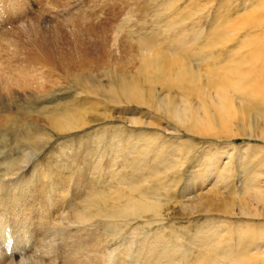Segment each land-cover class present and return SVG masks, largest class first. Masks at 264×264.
Returning a JSON list of instances; mask_svg holds the SVG:
<instances>
[{"label":"rangeland","instance_id":"374dc122","mask_svg":"<svg viewBox=\"0 0 264 264\" xmlns=\"http://www.w3.org/2000/svg\"><path fill=\"white\" fill-rule=\"evenodd\" d=\"M262 2L0 0L4 5L3 12L9 10L11 14L0 31V191L7 183L4 180L25 166L12 179L18 182L16 194L20 200L26 198L22 210L34 222L30 229V246L36 244L38 249L41 246L47 251L48 244L52 247L55 244L54 249L59 252L63 246L55 236L47 235L46 243L38 241V226L49 223L48 212L52 208L44 198L46 187L44 192L39 190V179L42 183L56 179V188L65 185V192H59L57 198H53L57 203L59 198L68 200L70 196L66 194L73 191V184H67V178L73 181L82 178L81 182L89 187L85 188L89 194L85 195L87 200L95 199L100 204L95 210L96 202H90L94 204L91 214L99 234L95 244L110 255V264L127 261L126 264H264V138L256 137L254 133L247 136L241 129L245 122H257L258 116L251 108L236 110L234 118L227 119L219 113L205 121L202 117L207 115L205 108H195L203 97L201 86L206 67L200 58L207 44L223 52L221 55L217 51L220 55L218 67L226 66L229 61L230 67L237 68L234 74L237 77L231 79L245 83L246 90L257 92L258 99L264 101V52L258 54L259 49H255L256 46L264 47ZM227 20L231 22L227 23ZM253 21L258 24L254 26ZM236 27L243 28L238 37L234 32ZM156 52L165 59L176 57L184 66H191L189 76L192 74L198 81L201 79L192 88L193 92H187L185 86L175 85L170 90L165 87L167 83L148 84L149 78L140 73L142 58ZM237 53L242 55L237 56ZM234 58L237 63L232 62ZM221 60L228 61L223 65ZM193 66L198 68L193 70ZM242 72L244 74L239 76ZM161 97H164V103L160 101ZM185 101H188L187 106ZM175 107L181 112L173 110ZM186 107L187 111L184 110ZM62 118L65 120L61 121ZM72 119L81 121L76 126ZM51 121L57 128L50 125ZM80 122L81 125L84 123L83 128L79 127ZM66 123L74 124L70 129L63 127ZM33 139L34 145L38 144L37 152L30 148ZM24 148H28L26 151L34 157L19 165L26 155ZM224 163L229 167H223ZM210 168L217 173H212ZM227 172H230L229 176ZM28 178L33 180L21 195L19 192L25 188ZM244 184L249 187L248 192ZM8 189L5 187L0 192L1 200ZM89 190L91 197L95 195L93 199ZM142 190L143 196L139 194ZM81 191L84 189L80 188ZM258 193L263 196L258 198ZM104 196L107 202L114 200L111 201L114 204L109 202L112 206L117 205L113 206L114 211H110L113 207L102 200ZM108 213L112 216L111 222L108 220L111 224L106 220L109 216L105 217ZM104 222L107 226L102 224ZM50 237L55 239L54 242L52 239V243L47 242ZM155 250L156 253L164 251L160 254L166 260L158 253L157 258L153 253ZM147 252L151 253L148 255ZM45 256L41 257L48 262V255ZM172 256L174 260H171ZM10 258L8 261L12 262L19 259L13 254Z\"/></svg>","mask_w":264,"mask_h":264},{"label":"bare ground","instance_id":"6f19581e","mask_svg":"<svg viewBox=\"0 0 264 264\" xmlns=\"http://www.w3.org/2000/svg\"><path fill=\"white\" fill-rule=\"evenodd\" d=\"M264 1V0H263ZM249 3V2H248ZM246 4V5H248L249 6V4ZM262 3H264V2H262ZM262 3H261V5H262ZM258 4H259V2H258ZM251 5H254V3H251ZM244 6V5H243ZM257 6V5H256ZM242 7V6H241ZM247 6H245V8H246ZM254 7V6H253ZM252 7V8H253ZM261 7V6H260ZM244 8V7H243ZM242 8V9H243ZM256 9H258L257 7H255ZM247 9V8H246ZM242 11H244V10H242ZM251 11H254V9L253 10H251ZM256 11V10H255ZM258 11L260 12V9H258ZM261 11H263V9L261 10ZM258 12V13H259ZM264 12V11H263ZM253 13V12H252ZM251 13V14H252ZM256 13H257V11H256ZM235 14V13H234ZM250 14V15H251ZM89 15V14H88ZM253 15H254V13H253ZM246 16V15H245ZM258 16H259V14H258ZM239 17H241V16H239ZM250 17H252V16H250ZM260 18V20H261V15L259 16ZM227 19V18H226ZM238 19H240V18H238ZM258 19V20H259ZM233 20V19H232ZM244 20V19H243ZM254 20V19H253ZM247 21V20H246ZM230 23L231 21H228L227 20V23ZM233 22V21H232ZM235 22V21H234ZM232 23V25L233 26H235V24L236 23ZM238 23H239V21H237ZM242 21L240 20V23H241ZM244 22V21H243ZM254 23H255V21H253ZM257 24H258V22H256ZM256 23L254 24V26L256 25ZM263 23V22H262ZM243 23H241V24H239V26H241ZM250 24V23H249ZM216 25V24H215ZM227 25V24H226ZM247 25V24H246ZM259 25H261V23H259ZM223 26V25H222ZM237 27H238V25H237ZM236 27V28H237ZM243 27V26H242ZM237 28V29H233L234 30V32H236L238 35H237V37L239 36V31H241V30H243V28L245 27H243V28ZM258 27H260V26H258ZM262 27V26H261ZM216 28H217V26H216ZM226 28V27H225ZM231 28H234V27H232L231 26ZM229 29V28H228ZM258 30V29H257ZM259 30H261V29H259ZM216 31V30H215ZM231 31V30H230ZM245 32V31H244ZM261 32H262V30H261ZM230 33V32H229ZM233 33V32H232ZM232 33H230V35H233ZM264 33V32H263ZM219 35V34H218ZM224 35V34H223ZM228 35V34H227ZM263 35V34H262ZM225 36V35H224ZM221 37V36H220ZM228 36H226V38H227ZM234 37V36H233ZM225 38V37H224ZM262 39V38H261ZM261 39H258V41L259 40H261ZM229 40V39H228ZM237 40V39H236ZM263 41H264V39H262ZM263 41H261V42H263ZM261 42H260V44H261ZM240 43V42H239ZM257 43V42H256ZM242 45V44H241ZM189 46V45H188ZM242 47H244L243 45H242ZM183 49V48H182ZM187 49V48H186ZM256 50L257 49H259L258 51H256L258 54H260V52L261 51H263L264 52V47H260V48H257V46H256V48H255ZM254 50V49H253ZM152 51V50H151ZM178 52H179V50H177ZM217 51L218 50H214V48H212V46L211 45H208L207 44V48H206V50L203 52V54L201 55V57L202 58H200L201 59V61H202V64H204L205 66L204 67H206V72H205V74H204V78H202V79H204V81H203V84H202V90H203V97L201 98V100L198 102V103H196V107L195 108H199L200 106L202 107V108H205L204 110L207 112V115H205V114H203V118H204V120L205 121H207V119L208 118H213V117H215V114H222V116H226L225 118H227V119H229V118H234V115H236L235 114V111L236 110H238V111H241L242 109H244V110H249V109H251V108H253L254 110H255V113L257 114V118L256 119H258V121L257 122H254V124L252 123H250V122H245L244 124H243V128H241L243 131H244V133L247 135V136H251L252 135V133H254V134H256L255 136L257 137H259V138H264V101H263V99H258V97H257V92H254V91H251V90H246V88H245V83H244V85L241 83V81L240 80H235V79H231L232 78V76H234V74L236 73V69H234V68H232V67H230L229 65H228V63H229V59L227 60L228 61V63L226 64V66L224 65V63L225 62H227V61H222L223 62V65L224 66H222V67H218V64L220 63V59H218L219 57H220V55L219 54H217ZM245 51V48H244V50H243V52ZM150 52V51H149ZM221 52V55L223 54V52H222V50H219L218 51V53H220ZM148 53V52H147ZM242 53V52H241ZM173 54V53H172ZM196 54V53H195ZM243 54V53H242ZM241 54V55H242ZM237 56H241L240 54L238 55V53L236 54ZM249 56L251 55V54H248ZM235 56V55H234ZM252 56H256L257 57V55H252ZM248 57V56H247ZM260 57V56H259ZM261 57H262V55H261ZM185 58V57H184ZM183 58V59H184ZM238 58V57H237ZM237 58L235 59L234 58V61H232V62H236L237 63ZM253 58V57H252ZM258 58V57H257ZM49 59V58H48ZM182 59V58H181ZM197 59V58H196ZM227 59V58H226ZM243 59V58H242ZM251 59V58H250ZM47 61V59L44 57V61ZM51 59H49L48 61H50ZM191 60V59H190ZM252 60V59H251ZM256 60V59H255ZM258 60V59H257ZM186 61V60H185ZM188 61V60H187ZM198 61V60H197ZM246 61V56H245V60H244V62ZM249 61V60H248ZM51 62V61H50ZM189 62V61H188ZM191 62V61H190ZM194 62V61H193ZM231 62V61H230ZM240 62H243V61H241V59H240ZM252 62V61H251ZM258 64V67H259V62H257ZM189 65H190V63H188ZM187 64V65H188ZM193 63H191V65H192ZM199 64V63H198ZM201 64V65H202ZM227 65H228V67H227ZM263 65V64H262ZM191 66H184L183 64H182V62L181 61H179L178 60V58H172V59H165V57L164 56H162V55H160L159 53L157 54V52L156 53H150V54H148V56H145L144 58H142V63H141V67H140V73L142 74V75H145V76H147L149 79H148V81H149V83L148 84H150V85H157V84H162L163 85V83H167V85L165 86L166 88H171L170 90H172V88L173 87H175V85L176 86H185V90L187 91V92H193V89L192 88H194V87H196L197 86V78H195L194 76H192V74L189 76V74H190V72H191V68H190ZM196 67L197 66H193V70H195L196 69ZM203 67V68H204ZM198 68V67H197ZM260 68H262V66H260ZM205 69V68H204ZM174 71V72H172V71ZM201 70V69H200ZM202 71V70H201ZM205 71V70H204ZM246 71V70H245ZM195 72V71H194ZM197 72V71H196ZM199 72V71H198ZM172 73H175V74H172ZM192 73V72H191ZM199 73H201V72H199ZM251 73V72H250ZM244 74V72H242V73H239V76H242ZM202 75H203V72H202ZM198 76H200V75H198ZM247 76H249V75H247ZM234 77H237V76H234ZM252 78V77H251ZM261 78V77H260ZM244 80V79H243ZM250 80V79H249ZM259 80H261V79H259ZM75 81V80H74ZM78 81V80H77ZM248 81V80H247ZM252 81V80H251ZM199 83L201 82V79L198 81ZM253 82V81H252ZM262 83V82H261ZM263 84V83H262ZM161 85V86H162ZM249 85H251L250 83H249ZM257 85H260L261 86V84H257ZM157 86H159V85H157ZM252 86V85H251ZM257 87V86H256ZM163 88V87H162ZM252 88V87H251ZM257 88H259V87H257ZM256 88V89H257ZM250 89V88H249ZM261 89V88H260ZM253 90V89H252ZM136 92V91H135ZM145 92V91H144ZM162 92V91H161ZM260 92V91H259ZM263 92H264V90H263ZM146 93V92H145ZM264 95V94H263ZM163 96V95H162ZM165 96V95H164ZM163 98L164 97H161V99H160V101H162L163 103H164V100H163ZM198 99H200V97L198 98ZM169 103V102H168ZM166 104V103H165ZM185 106H187L188 105V101L186 102L185 101ZM192 104V103H191ZM194 104V103H193ZM161 106V105H160ZM164 106V105H163ZM180 106H183V105H180ZM180 108L178 107H175V109H173V110H175L176 112H181V109L179 110ZM184 110H186L187 111V107L184 109ZM183 110V111H184ZM174 111V112H175ZM182 111V112H183ZM243 113V112H242ZM252 113V112H251ZM247 114V113H246ZM60 115V114H59ZM67 116V115H66ZM59 118H60V116H58ZM61 117H64V116H61ZM69 117H71V115L69 116ZM75 117H77V116H75ZM80 117V116H79ZM78 117V118H79ZM177 117V116H176ZM250 117V116H249ZM248 117V118H249ZM67 118V117H66ZM72 118V117H71ZM81 118H84V117H81ZM178 118V117H177ZM245 118V117H244ZM251 118V117H250ZM255 118V117H254ZM63 119V118H62ZM223 119V118H222ZM221 119V120H222ZM236 119V118H235ZM57 120V119H56ZM65 119H63V120H61V121H64ZM73 120H75V119H72V121L71 122H73ZM176 120V119H175ZM220 120V121H221ZM241 120H242V118H241ZM250 120V119H249ZM252 120V119H251ZM250 120V121H251ZM76 121V126H78L77 125V122L79 123V121H81L80 119H79V121L78 120H75ZM227 121V120H226ZM52 122V121H51ZM57 122H60V121H57ZM66 122H68L67 120H66ZM84 122H85V119H84ZM228 122V121H227ZM226 123V122H225ZM50 124V123H49ZM71 124H74V123H66V124H63V127L64 128H69L70 127V129H71ZM84 124V123H83ZM82 124V125H83ZM222 124H224V123H222ZM53 128H57L56 127V124H54L53 122L50 124ZM82 125H81V122H80V125H79V127H82ZM59 126V125H58ZM62 126V125H61ZM73 127H75V126H73ZM73 127H72V129H73ZM84 127V126H83ZM82 127V128H83ZM226 127V126H225ZM241 127V126H240ZM64 128H62L61 127V129H64ZM77 128V127H76ZM75 128V129H76ZM228 128V127H227ZM77 129H81V128H77ZM38 130V129H37ZM44 130V129H43ZM59 129H57V131H58ZM68 130V129H67ZM221 130V129H220ZM72 131V130H71ZM226 131V130H225ZM224 131V132H225ZM42 132V131H41ZM68 132V131H67ZM222 132V131H221ZM40 133V132H39ZM47 133V132H46ZM60 133V132H59ZM63 133V132H62ZM65 133V132H64ZM242 134V133H241ZM241 134H239V135H241ZM251 134V135H250ZM253 134V135H254ZM39 135V134H38ZM45 135V134H44ZM244 135V134H243ZM224 136V135H223ZM47 136L45 135V138H46ZM245 137V136H244ZM223 138V137H222ZM250 138V137H249ZM252 138H253V136H252ZM43 139V138H42ZM34 140L35 139H33V145L31 146V144H30V148H33L36 152L37 151H39V149H38V144H36V145H34ZM39 140H40V138H39ZM95 140V139H94ZM98 140H99V138H98ZM227 140V139H226ZM97 141V140H96ZM228 141V140H227ZM29 142V141H28ZM40 143H41V141H39ZM229 142H231V141H229ZM38 143V142H37ZM44 143V142H43ZM45 144V143H44ZM222 144V143H221ZM227 144V143H226ZM45 146V145H44ZM42 147V146H41ZM40 147V148H41ZM233 147V146H232ZM29 148V149H30ZM249 148V147H248ZM25 150H23L24 152L28 149H26V148H24ZM89 149V148H88ZM233 149H234V147H233ZM260 148H258V150H259ZM236 150V149H235ZM244 150H246V149H244ZM261 150V152H262V149H260ZM248 151H249V153H250V149L248 150L247 149V153H248ZM252 151H254L253 149H252ZM251 151V152H252ZM87 152V151H86ZM89 152V151H88ZM128 152V151H127ZM244 152V151H243ZM256 152V151H255ZM40 153V152H39ZM90 153V152H89ZM229 152H227V154H228ZM256 153H258V152H256ZM26 155H24L23 156V160H21V163L19 162V165L20 164H26V163H28L29 162V160L30 159H32L34 156H32V155H30L27 151H26V153H25ZM91 154V153H90ZM95 154V153H94ZM253 154H254V152H253ZM259 154V153H258ZM261 154V153H260ZM91 155H93V154H91ZM105 155V154H104ZM103 155V156H104ZM22 156V155H21ZM30 156V157H29ZM95 156V155H94ZM254 156H256V154H254ZM259 156V155H258ZM27 157H29V158H27ZM38 157V156H37ZM97 157V156H96ZM98 157H100L99 155H98ZM36 158V157H35ZM209 158V157H208ZM25 159V160H24ZM211 159V158H210ZM70 160V159H69ZM115 160V159H114ZM97 161V160H96ZM110 161V160H109ZM122 161V160H121ZM31 162V161H30ZM100 162V161H99ZM114 162V161H113ZM209 162H212V161H209ZM225 162V161H224ZM226 162H227V160H226ZM229 162V164L231 163V161H228ZM95 163V162H94ZM98 163V162H97ZM96 163V164H97ZM127 163V162H126ZM11 164H12V162H11ZM71 164V163H70ZM128 164H129V162H128ZM134 164V163H133ZM211 164H213V163H211ZM18 165V166H19ZM28 165V164H27ZM63 165V164H62ZM72 166L74 165V164H71ZM110 165V164H109ZM227 165V164H226ZM15 166H17V165H15ZM93 166V165H92ZM92 166H90V167H92ZM207 166H208V164H207ZM214 166V165H213ZM225 166V163L223 164V167ZM94 167V166H93ZM96 167H97V165H96ZM100 167V166H99ZM99 167H97V168H99ZM110 167H111V165H110ZM169 167V166H168ZM223 167H221V169L222 170H224L223 169ZM226 167V166H225ZM227 167H229L228 165H227ZM226 167V168H227ZM24 168H25V166L23 167V168H21V169H19L18 171H16L15 173H11V175H9V177H7V180L5 179L4 181H7V183H5L4 185V187L3 188H5V187H8L9 189V192H7V194L5 195V194H3V196L5 195V197H4V199H2L1 200V198H0V264H57V260H59V262H58V264H110V255L109 254H106L105 252H106V250L103 248V249H101V250H99V248H102V247H97L98 245H96L95 244V237H96V235H97V231H95L96 229H95V225H94V223H93V217H92V214H91V210L94 208V204H97V209H95V210H98V205H100L99 203H97V201H95V199H93L94 198V196L92 195V197H91V193H90V190H89V193H90V197L93 199L92 201L93 202H96V203H94V204H90V202H92L91 201V199L89 198L88 200H87V198H88V196H89V194L88 193H86V191H88V189L86 190L85 188H89L87 185H85V182H81L83 179L82 178H76V181H73L72 179L70 180L69 178H67L68 180L66 181L67 182V184L68 183H71L72 182V184H73V191L72 192H70L69 194H66V196H70L69 198H68V200L65 198V196H64V198H65V200L64 199H62V198H59L58 199V201H57V203L56 202H54V197H56L57 198V193H59V192H62V191H64V187H65V185L63 186V187H59V188H56V179H50L49 181H47L46 183H42L41 181H40V179H39V182H40V191L41 190H43V192H44V188L46 187V191H45V194H44V198H45V200L46 201H48V204L50 203V205L52 206V208L49 210L50 212H48V218H49V223L47 224V225H39L38 226V230H37V232H39V234H40V238L38 239V241H44L45 242V237L48 235V236H52V237H56V238H58L59 239V242H60V244L61 245H63V246H61V248H60V246H59V248L61 249V252H59V250L58 249H54L55 248V246H57V245H55L54 244V247H52V244L50 245V244H48V246H49V248H48V250L46 251H44L43 250V247H42V249H41V246H40V248L38 249V245H36L35 244V246L33 245H31L30 246V243H31V237H30V229L32 228V226L34 225V222H32V220L30 221L29 219H28V217H27V214H26V212L25 211H23L22 210V207L23 206H25L24 204H26L27 202H25L24 200L26 199V198H23V200H20V196H19V194L17 193L16 194V191L17 190H19L18 188L19 187H17L18 186V182H13V179L12 178H14L15 177V175L17 174V173H20V172H22L23 170H24ZM76 168V167H75ZM114 168V167H113ZM205 169H206V166L204 167ZM83 169V168H82ZM208 169V168H207ZM211 169V168H210ZM214 169V168H213ZM96 169L94 168V171H95ZM101 170V169H100ZM225 170H228V169H225ZM102 171H104L103 169H102ZM205 171V170H204ZM210 171H212V169L210 170ZM220 171V170H219ZM229 171V170H228ZM12 172V171H11ZM97 172V171H96ZM221 172V171H220ZM223 172V171H222ZM224 172H226V171H224ZM223 172V173H224ZM44 173V172H43ZM71 173V172H70ZM75 173V172H74ZM80 173V172H79ZM91 173V172H90ZM93 173H95V172H93ZM98 173H100V172H98ZM97 173V175H99ZM103 173V172H102ZM101 173V174H102ZM212 173H214L213 171H212ZM215 173H217V172H215ZM214 173V174H215ZM228 173H230V172H227V174ZM45 174V173H44ZM71 174H73V173H71ZM87 174V173H86ZM142 174V173H141ZM252 174V173H251ZM251 174L249 175V177L251 176ZM7 175V174H6ZM53 175V174H52ZM154 175V174H153ZM217 175V174H216ZM255 175V174H254ZM14 176V177H13ZM21 176V175H20ZM59 176V175H58ZM141 175H139L138 177H140ZM218 176H220V175H218ZM227 176V175H226ZM228 176H229V174H228ZM5 177V176H4ZM30 177V176H29ZM33 177V176H32ZM142 177V176H141ZM140 177V179H142ZM244 177V176H243ZM9 178V179H8ZM19 178V177H18ZM35 178V177H34ZM56 178H58V177H56ZM228 178V177H227ZM247 178V177H246ZM253 178V177H252ZM82 179V180H81ZM137 179V178H136ZM218 179H220V178H218ZM221 179H222V177H221ZM223 179H224V174H223ZM32 180H33V178H31V179H29L28 178V180L26 179V181H25V179L23 180V181H25V188H22L21 189V191L19 192V193H21V195L23 194V192L25 191V190H27V185H29L31 182H32ZM58 180H61V179H59L58 178ZM102 180V179H101ZM111 180V179H110ZM137 180H139V179H137ZM144 180V179H143ZM217 180V179H216ZM245 180V182L247 183H249V184H251L252 186H253V184L252 183H250L247 179H244ZM247 180V181H246ZM250 180H253V179H251L250 178ZM122 181V180H121ZM139 181H141V180H139ZM219 181V180H218ZM261 181V178H260V180H259V182ZM3 182V181H2ZM19 182H21V181H19ZM226 182V181H225ZM254 182V181H253ZM256 182L258 183V181H257V179H256ZM119 183H121V182H119ZM137 183V182H136ZM261 183H263V182H261ZM21 184V183H20ZM35 184H36V182H35ZM38 184V183H37ZM87 184H89V183H87ZM92 184V183H91ZM91 184H89V185H91ZM123 184V183H122ZM138 184V183H137ZM144 184V183H143ZM164 184V183H163ZM256 184V183H255ZM254 184V186H256ZM260 184V183H259ZM23 185V184H22ZM124 185V184H123ZM136 185V184H135ZM245 185V184H244ZM251 185H250V187H251ZM3 186V185H2ZM38 186V185H37ZM141 186H143V185H141ZM246 186V188H247V185H245ZM244 186V187H245ZM249 186V185H248ZM22 187V186H21ZM35 187V186H34ZM93 187V186H92ZM95 187V186H94ZM136 187V186H135ZM139 187V186H138ZM243 187V188H244ZM263 187V186H262ZM3 188H2V190H3ZM69 188V187H68ZM67 188V189H68ZM80 188H83L84 189V192H80ZM249 188V187H248ZM248 188H247V192H248ZM252 188V187H251ZM258 188H259V185H258ZM261 188V187H260ZM1 189V188H0ZM30 189V188H29ZM71 189V190H72ZM94 189V188H93ZM97 189V188H96ZM120 189V188H119ZM139 189V188H138ZM141 189H143V188H140V190ZM245 189V188H244ZM256 189V188H255ZM262 189V188H261ZM264 189V188H263ZM1 190V191H2ZM6 190H7V188H6ZM70 190V189H69ZM254 190V189H253ZM259 190V189H258ZM257 190V191H258ZM0 191V192H1ZM35 191V190H34ZM255 191V190H254ZM254 191H252V193L254 192ZM65 192V191H64ZM117 192V191H116ZM31 193H34V192H31ZM107 193V192H106ZM250 193H251V190H250ZM255 193V192H254ZM42 194V193H41ZM62 194H64V193H62ZM88 195L87 197L85 196V195ZM97 194V193H96ZM137 194V193H136ZM139 194H142V196L144 195V193H143V190H142V193H140V191H139ZM149 194V193H148ZM247 194V193H246ZM259 194L260 193H258V195L256 194V196L259 198V197H262V196H259ZM138 195V194H137ZM107 196V195H106ZM114 196H116V195H114ZM114 196L112 197V198H114ZM130 196H133L132 195V193L130 194ZM247 196V195H246ZM253 196V195H252ZM255 196V195H254ZM59 197V196H58ZM108 197V196H107ZM135 197V196H134ZM147 197V196H146ZM98 198H99V196H98ZM111 198V197H110ZM127 198V197H126ZM256 198V197H255ZM125 199V198H124ZM123 199V200H124ZM129 199V198H128ZM257 199V198H256ZM263 199V198H262ZM62 200L63 201H65V202H67V203H64V202H62ZM79 200H81L80 202H82L83 204L81 205V204H79ZM86 200L89 202H86ZM90 200V201H89ZM102 200H106V202L108 201L107 199H105V196L102 198ZM101 200V201H102ZM122 200V201H123ZM149 200V199H148ZM153 200V199H152ZM100 201V200H99ZM112 202H114V200H111ZM111 201H109V202H111ZM136 200H134V202H135ZM109 202H107V204H109ZM110 203V204H114V203ZM149 202V201H148ZM253 202H255V201H253ZM12 203V204H11ZM101 203V202H100ZM102 203H103V201H102ZM105 203V202H104ZM103 203V204H104ZM115 203H118L117 201H115ZM121 203V202H120ZM157 203H158V201H157ZM258 203V202H257ZM261 203V202H260ZM263 203V202H262ZM102 204V205H103ZM109 204V206H112V205H110ZM12 205V206H11ZM105 205V204H104ZM133 205V204H132ZM163 205V204H162ZM256 205V204H255ZM264 205V204H263ZM12 208H11V207ZM113 206H117L116 204L115 205H113ZM112 206V207H113ZM150 207H151V205H149ZM152 206H154V205H152ZM258 206V205H257ZM259 206H261V205H259ZM101 207V206H100ZM106 207V206H105ZM121 207H123L122 205H121ZM156 207V206H155ZM264 207V206H263ZM106 208H109L108 206L106 207ZM106 208H105V210L104 211H106ZM116 208V207H115ZM153 208V207H152ZM243 208V207H242ZM100 209H102V208H100ZM112 209V208H111ZM110 209V211H114V207H113V209L111 210ZM103 210V209H102ZM134 211H136L137 209H133ZM99 211H101V210H99ZM103 211V212H104ZM107 211H108V209H107ZM152 211V210H151ZM150 211V212H151ZM156 211V210H155ZM259 211V210H258ZM95 212V211H94ZM103 212H102V214H103ZM149 212V211H148ZM107 213V212H106ZM111 213V212H110ZM113 213V212H112ZM117 213V212H116ZM240 213V212H239ZM244 213V212H243ZM96 215H97V212L95 213ZM98 214H100V212L98 213ZM142 214V213H141ZM147 214H149V213H147ZM128 215V214H127ZM160 215H161V213H160ZM239 215H242V214H239ZM8 217V219H6L5 217ZM104 216V215H103ZM106 216H109L108 217V219H106L107 221L110 219V218H112V216L108 213V214H105V217ZM111 216V217H110ZM115 216V215H114ZM99 217H100V215H99ZM102 218V217H101ZM114 218V217H113ZM119 218V217H118ZM126 218V217H125ZM158 218V217H157ZM128 219V218H127ZM130 219V218H129ZM105 220V219H104ZM111 220V219H110ZM109 220V221H110ZM108 221V224H111L110 222ZM131 221V220H130ZM102 222V221H101ZM45 223V222H44ZM43 223V224H44ZM105 223L106 222H104V223H102V224H104L105 225ZM116 223V222H115ZM117 224V223H116ZM119 224H120V222H119ZM118 225V224H117ZM105 226H107V224L105 225ZM120 227H121V225H120ZM110 228H112L111 226H110ZM110 228H109V231H110ZM127 228V227H126ZM102 229V228H101ZM100 229V230H101ZM115 230H116V228H114ZM124 229V228H123ZM137 229V228H136ZM36 230V229H35ZM99 230V231H100ZM133 230H134V228H133ZM107 231V230H106ZM106 231H105V233H106ZM124 231V230H123ZM108 232V231H107ZM134 232V231H133ZM102 233V232H101ZM104 233V234H105ZM120 233V232H119ZM122 233V232H121ZM135 233V232H134ZM133 233V234H134ZM137 233V232H136ZM135 233V234H136ZM113 234H115V233H113ZM97 236H99V234L97 235ZM110 236V235H109ZM134 237V236H133ZM51 239L53 240V242H54V238H49V239H47L48 241L47 242H49V241H51ZM57 239V240H58ZM122 239V238H121ZM124 239H125V237H124ZM169 239V238H168ZM102 240V239H101ZM126 240V239H125ZM43 242V243H44ZM59 242L57 243V244H59ZM102 242V241H101ZM156 242H158V240L156 241ZM46 243V242H45ZM51 243H52V241H51ZM96 243H98L97 241H96ZM98 244H100V243H98ZM152 244V243H151ZM151 244H150V246H151ZM163 244V243H162ZM160 245H161V243H160ZM160 245H158V246H160ZM103 246V245H102ZM150 246L148 247V248H150ZM118 248H119V246H117ZM153 247V246H152ZM148 248H146V249H148ZM154 249H155V246L153 247ZM128 249V248H127ZM146 249H145V251H146ZM151 249V248H150ZM163 248H161V250H162ZM168 249V248H167ZM49 250H51V252L53 253L52 255H49V254H51V252L49 251ZM54 250V251H53ZM116 250H117V248H116ZM121 250V249H120ZM129 250V249H128ZM153 250V249H152ZM165 250V249H164ZM111 251H113V250H111ZM125 251V250H124ZM142 251V250H141ZM49 252V253H48ZM121 252H123V251H121ZM126 252V251H125ZM128 252H130V251H128ZM159 252V251H158ZM157 252V253H158ZM164 253V251H160V253ZM165 252H167V251H165ZM173 251H171V253H172ZM175 252V251H174ZM111 253V252H110ZM127 253V252H126ZM138 253V252H137ZM151 252H149V254H150ZM154 253V255L156 256L157 255V253H156V250H155V252H153ZM160 253H158V254H160ZM161 253V254H162ZM170 253V254H171ZM18 255V257H19V259L17 258V260H16V262H12V261H10L12 258H10L11 257V255ZM56 254H58L57 255V257H56ZM96 254V255H95ZM119 254V253H118ZM136 254V253H135ZM134 254V255H135ZM146 253H144V255H145ZM147 254H148V252H147ZM146 254V255H147ZM148 254V255H149ZM160 254V255H161ZM165 254H167V253H165ZM164 254V255H165ZM170 254H168V255H170ZM40 255V256H39ZM47 256L48 255V257L46 258V259H48L49 261L47 262L44 258H42L41 256ZM115 255V254H114ZM124 255V254H123ZM133 255V254H132ZM142 255V254H141ZM140 255V256H141ZM181 255V254H180ZM45 256V257H46ZM117 256V255H116ZM119 256H120V254H119ZM118 256V257H119ZM126 256H128V255H126ZM138 256V254L137 255H135V257H137ZM155 256H154V258H155ZM171 256V255H170ZM182 256V255H181ZM186 256V255H185ZM117 257V258H118ZM157 257V256H156ZM160 257H162L163 258V260L165 261L166 259H164V257L161 255ZM159 257V258H160ZM174 256H172V258H171V260L173 259L174 260V258H173ZM204 257V256H203ZM10 258V260L8 261V259ZM158 258V257H157ZM249 258V257H248ZM16 259V258H15ZM136 259V258H135ZM180 259V258H179ZM250 259V258H249ZM114 260V259H113ZM116 260H118V259H116ZM128 260V259H127ZM136 260H138V259H136ZM176 260V262L178 261V262H182V261H180V260H177V259H175ZM14 261V260H13ZM119 261V260H118ZM139 261V260H138ZM152 261H153V258H152ZM168 261V260H167ZM205 261V260H204ZM203 261V262H204ZM128 262V261H127ZM126 262V263H127ZM157 262H160V261H157ZM173 262V261H172ZM171 261H170V263H172ZM205 262H207V261H205ZM211 261H209V262H207V263H210ZM112 263V262H111ZM116 263V262H115ZM114 263V264H115ZM117 263H121L120 261L119 262H117ZM123 263H125V261L123 262ZM125 263V264H126ZM140 263V262H139ZM174 264H175V262H173ZM196 263H198V261L196 262ZM222 263V262H221ZM113 264V263H112ZM146 264V263H145ZM153 264V263H152ZM155 264V263H154ZM168 264V263H167ZM182 264V263H181ZM211 264V263H210Z\"/></svg>","mask_w":264,"mask_h":264}]
</instances>
